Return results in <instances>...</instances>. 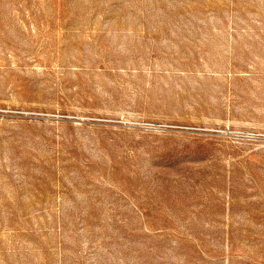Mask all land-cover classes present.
<instances>
[{
	"label": "rangeland",
	"instance_id": "obj_1",
	"mask_svg": "<svg viewBox=\"0 0 264 264\" xmlns=\"http://www.w3.org/2000/svg\"><path fill=\"white\" fill-rule=\"evenodd\" d=\"M0 264H264V0H0Z\"/></svg>",
	"mask_w": 264,
	"mask_h": 264
}]
</instances>
